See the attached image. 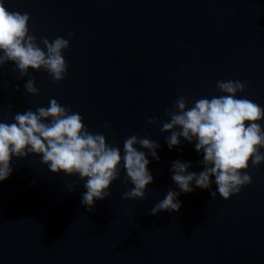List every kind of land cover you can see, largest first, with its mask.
<instances>
[{
	"label": "water",
	"instance_id": "obj_1",
	"mask_svg": "<svg viewBox=\"0 0 264 264\" xmlns=\"http://www.w3.org/2000/svg\"><path fill=\"white\" fill-rule=\"evenodd\" d=\"M5 6L29 14L38 43L72 37L59 83L43 70L21 77L11 62L0 68V120L55 98L121 151L133 134L156 141L159 161L148 157L153 183L143 200L122 198L131 185L121 171L109 197L88 212L78 177L51 173L37 156L14 159L12 175L0 183V264H264V164L250 166L251 184L227 201L196 189L179 196L178 212L149 215L176 187L173 161L202 170L194 144L181 140L169 151V134L161 132L179 96L191 106L220 95L218 80H240L247 87L238 96L264 108V0H5ZM29 78L38 95L25 91ZM150 117L157 123L147 124Z\"/></svg>",
	"mask_w": 264,
	"mask_h": 264
},
{
	"label": "clouds",
	"instance_id": "obj_2",
	"mask_svg": "<svg viewBox=\"0 0 264 264\" xmlns=\"http://www.w3.org/2000/svg\"><path fill=\"white\" fill-rule=\"evenodd\" d=\"M29 22L27 12L9 11L5 0H0V68L11 62L21 77L30 70H43L53 82L63 81L68 71L63 53L70 47L72 33H68V39L57 36L51 42L41 37L38 43ZM246 87L240 80H218L220 95L200 97L191 106L184 96L175 100L161 127L162 133L169 134L165 136L166 145L171 151L180 147L181 140L194 144L195 151L202 155L198 162L202 170L191 171L188 161H173L169 171L176 187L166 192L149 215L178 212L179 196L196 189L209 191L212 198L219 194L227 201L251 184L249 167L264 164V108L238 96L246 92ZM24 89L28 94H39L34 78L24 83ZM155 123V117L147 119V124ZM158 148L156 141L133 134L125 138L121 151L108 144L103 133L89 131L79 112L50 98L47 107L16 112L11 122L0 120V183L12 175L14 159L37 156L51 173L78 177L85 189L81 204L92 212L97 201L109 197L121 171L131 185L122 198L143 200L153 183L148 157L159 161Z\"/></svg>",
	"mask_w": 264,
	"mask_h": 264
}]
</instances>
